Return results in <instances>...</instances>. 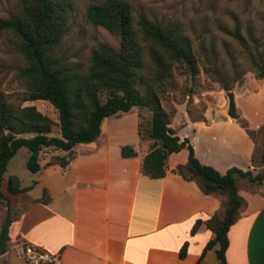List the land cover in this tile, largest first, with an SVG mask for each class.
I'll list each match as a JSON object with an SVG mask.
<instances>
[{"label": "trees", "instance_id": "obj_1", "mask_svg": "<svg viewBox=\"0 0 264 264\" xmlns=\"http://www.w3.org/2000/svg\"><path fill=\"white\" fill-rule=\"evenodd\" d=\"M72 6L73 0H18L17 10L0 18V29L16 37L18 51L24 59L20 70L23 93L14 98L0 96V213L5 209L0 224V253L6 250L12 221L9 195L30 187L21 186L17 175L5 176L8 162L16 151L21 147L28 149L25 165L32 173L41 168L39 157L43 148L64 152L47 162V165L64 166L73 157L75 145L92 141L99 135L106 117L144 108L150 112L148 126L142 129L139 121L137 128L141 139L149 141L148 151L142 158V173L150 178H162L169 154L187 149V162L178 164L175 171L182 178L194 181L204 194L225 199L223 216L213 215L204 222L214 233L204 251L217 243L218 260L228 264L225 260L227 231L241 206L239 181L251 185L262 181L264 144L257 164H254L252 151V168L244 170L232 166L220 172L201 163L194 153V129L183 133L182 126L172 123L174 110H167L163 104L167 88L175 86L176 71L183 72L185 79L189 77L192 83L197 80L200 58L190 37L177 26L163 24L143 13L135 14L127 0H101L87 5L85 17L93 26L108 31L116 42H100L87 65H76L55 53L68 29ZM257 69L256 76L264 79V64ZM203 70L207 74L214 70L206 57ZM222 89L226 93L227 115L238 119L232 88L223 85ZM188 92H194L192 86ZM35 100L49 102L57 112V122L33 104L23 105ZM201 118L203 116L190 120H203ZM55 124L59 134L51 135ZM240 124L253 140V132L247 124ZM121 155L135 156L136 151L122 146ZM49 200L44 189L37 201L47 203ZM200 223L201 220H195L190 234L195 233ZM186 246L187 243L182 245L180 256L185 254Z\"/></svg>", "mask_w": 264, "mask_h": 264}, {"label": "crops", "instance_id": "obj_2", "mask_svg": "<svg viewBox=\"0 0 264 264\" xmlns=\"http://www.w3.org/2000/svg\"><path fill=\"white\" fill-rule=\"evenodd\" d=\"M126 113L106 117L99 135L75 145L73 157L64 166L47 165L49 160L42 159L41 168L30 172L27 181L18 177L21 186L30 187L9 195L12 221L0 260L11 264L12 244L27 240L60 253L66 264H221L217 243L204 251L214 238L204 222L213 215L223 216L224 197L204 194L194 181L175 171L178 164L187 162L186 148L169 154L162 178L143 174L141 163L148 141L137 133L138 113ZM191 123L187 119L181 131L194 129V147L196 130ZM247 137L251 151L252 139ZM128 139L134 140L128 146L136 155L123 157L121 147ZM237 167L245 170L251 164ZM44 189L50 197L47 203L37 201ZM238 192L244 195L245 204L227 231L225 260L228 264H264V187ZM195 220L201 223L190 234ZM184 243L185 254L180 256Z\"/></svg>", "mask_w": 264, "mask_h": 264}, {"label": "rangeland", "instance_id": "obj_3", "mask_svg": "<svg viewBox=\"0 0 264 264\" xmlns=\"http://www.w3.org/2000/svg\"><path fill=\"white\" fill-rule=\"evenodd\" d=\"M101 0H73L68 29L55 53L64 56L76 65H87L92 51L100 42L114 44L116 38L99 26H93L85 17L86 7ZM134 13H143L148 18L166 25L181 28L191 39L200 60L199 74L195 82L183 72L176 71L174 87L167 88L163 100L167 110H174L172 123L183 126L187 119L203 116L205 123L192 121L195 128V157L224 170L232 166L250 165L252 148L254 164L264 144V79L256 76L258 66L264 64V0H127ZM18 0H0V18L15 12ZM205 57L214 68L211 74L203 70ZM24 59L18 51V40L8 30L0 29V96L19 97L24 91L20 70ZM232 88L236 121L227 119L226 93L222 86ZM187 86V87H186ZM193 87V93L188 88ZM105 95V94H103ZM104 96H102L103 98ZM57 122V112L45 100L26 101ZM139 114L141 128L148 126L150 112L133 109ZM131 117L132 113H126ZM115 118V117H110ZM121 117H117L120 119ZM110 119V120H112ZM253 132L254 146L249 150L245 128ZM58 125H53L51 135H58ZM124 146L134 145V140ZM149 142V141H148ZM130 147V146H129ZM131 148V147H130ZM60 150L43 148L39 159L52 160L61 156ZM29 151L19 148L9 160L5 176L14 174L27 181L30 171L26 168ZM252 166V165H251ZM252 168V167H251ZM241 191L259 190L262 186L239 181ZM240 195L241 206L245 204ZM5 209L0 213V224ZM214 247L212 250L215 251ZM11 264H26L14 253H9ZM0 260V264H5Z\"/></svg>", "mask_w": 264, "mask_h": 264}, {"label": "built area", "instance_id": "obj_4", "mask_svg": "<svg viewBox=\"0 0 264 264\" xmlns=\"http://www.w3.org/2000/svg\"><path fill=\"white\" fill-rule=\"evenodd\" d=\"M11 250L18 259L23 260L26 264H66L60 253L48 252L27 240L15 241Z\"/></svg>", "mask_w": 264, "mask_h": 264}, {"label": "water", "instance_id": "obj_5", "mask_svg": "<svg viewBox=\"0 0 264 264\" xmlns=\"http://www.w3.org/2000/svg\"><path fill=\"white\" fill-rule=\"evenodd\" d=\"M258 186H262V187H264V177H263L262 181H260V182L258 183Z\"/></svg>", "mask_w": 264, "mask_h": 264}]
</instances>
